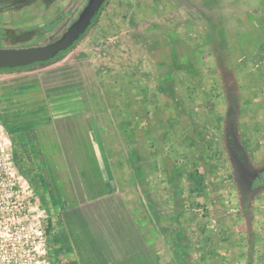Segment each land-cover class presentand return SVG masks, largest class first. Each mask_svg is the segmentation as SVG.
I'll use <instances>...</instances> for the list:
<instances>
[{"label":"rangeland","instance_id":"obj_1","mask_svg":"<svg viewBox=\"0 0 264 264\" xmlns=\"http://www.w3.org/2000/svg\"><path fill=\"white\" fill-rule=\"evenodd\" d=\"M84 1L0 0V44L18 48L19 45L49 43L47 35H58L64 19L69 17L61 10H72ZM165 1L107 0L92 27L62 58L81 54L87 63L96 61L99 65L103 63V69L107 68V98L114 99L113 102L107 99V108L121 111L119 119L116 113L107 111V119L119 121L121 129L126 131L118 138L127 145L128 160L134 162L136 142L139 144L142 140L145 157L156 158L153 167H144L155 172V187L161 195V199H156L160 202L158 205L175 203L177 219L185 218L182 214L185 208L196 209L201 219L207 223L213 221L212 224L220 219L229 224L234 217L239 223L240 235L243 233L241 239H251L253 228H263V223L256 216L254 219L253 213L260 210V205L264 206V186L253 187V181L264 174V165L258 163L261 159L254 156L258 153L253 154L249 147H252L253 127L264 126V107L261 96L253 105L248 78L253 76L250 69H253L255 58L246 52V47L254 42L248 37L247 18H238L249 0H201L203 6H197L199 3L185 10L191 14L186 15V22L182 15L184 6ZM252 15L261 21L255 12ZM261 27L264 32V24ZM47 29L52 31L45 34ZM250 30L257 36L255 44L263 48L255 56L258 60L264 56L260 55L264 50L263 33L258 28ZM54 63L16 72L27 76L29 83L51 70ZM102 68H99L100 72ZM13 84H2L0 88V118L7 126L10 129L27 126L29 122L24 119L29 114L38 113L41 120L46 119L41 97L28 91L29 86ZM135 93H143L142 103L136 101ZM140 104H143V112L136 118L135 109H139ZM73 121L76 125L62 139L53 129L45 134L49 123L43 130L45 151L51 163L54 161L51 176L67 186V167L70 174L72 169L70 165H64L63 157L66 159L68 152L74 150L80 169L79 177L74 175L80 189L78 196L87 202L95 201L100 232L96 231L97 236H89L94 239L86 250V254L91 252L90 256H84L74 239V235L88 234L85 215L82 221L76 219L77 228L73 233L67 223L64 225L68 230L54 226L49 233V217L39 196L30 183L17 174L23 195L31 207L26 223L37 230L46 225L42 229L45 230L44 237L36 245L40 253L39 264H151L142 251L141 229L133 232L138 217L135 208L140 209V202L135 197L134 201L125 204L128 199L125 192H108L104 167L100 160L96 161L95 150L88 142L87 120L77 121L76 118ZM141 124L143 134L137 132ZM31 126L32 122L28 127ZM92 136L99 137L97 134ZM62 142L68 148L65 149ZM236 149H241L246 156L249 171L246 175L238 171ZM136 167L138 180L120 183L118 191L131 188L134 195L133 190L143 188L144 183L138 178L141 171ZM198 179L200 188L195 181ZM148 185L151 187L152 184ZM258 191L262 192L260 196ZM81 199H74V202L79 205ZM138 199L148 205L146 191L140 190ZM70 208L76 209L75 204ZM146 212L148 216L153 214L150 207ZM38 215L44 218H35ZM225 229L224 239H227L231 231L229 226ZM109 235L112 236L111 243L107 242ZM63 244L67 246H61ZM249 249L255 248L245 247V250Z\"/></svg>","mask_w":264,"mask_h":264},{"label":"crops","instance_id":"obj_2","mask_svg":"<svg viewBox=\"0 0 264 264\" xmlns=\"http://www.w3.org/2000/svg\"><path fill=\"white\" fill-rule=\"evenodd\" d=\"M165 2L184 6L182 15L186 18L184 19L185 22L187 21L186 15H191L189 11L188 13L185 11L187 8L190 9L192 6L199 3L200 4L197 6L204 5L201 0H174V2L173 0L172 2L171 0H166ZM152 4H154V2H152ZM244 10L245 11H243L238 18L245 17L248 20V37L249 39L253 38L252 41L254 43L252 44L251 42V44L247 45L246 52H248L249 55H254L255 58L261 45L257 46L255 44L257 36L255 33L251 32L250 29L252 28L253 31H256L258 28L263 33L264 38V32L261 29V24H264V0H249ZM253 12L256 13L261 21H258L255 16L252 15ZM250 24L252 25L250 26ZM262 49L263 48H261V50ZM80 55L78 57L72 54L69 57L55 61L54 67L51 70H47L42 77H37L35 78L36 81L34 79V81L29 83L27 82L29 78L27 76H22V73H17L16 71L18 70L1 72L0 88L2 84L10 86L11 83H14L13 85L19 84V87L29 86L31 89L28 91H34L35 94L41 97L45 107L46 119L48 120L44 125L50 124L45 130V134H48L50 129L54 130L55 126L58 135L64 137L70 132L69 129L74 128L76 125L73 121L74 119L77 118V121L78 119L87 120L85 124L88 131V142L90 147L95 150L96 161L100 160L104 167L102 170L106 173L104 181L109 189L108 192L114 190L117 194H120V190L123 193L125 192L128 196L126 202L124 201L125 204H127V201H134L133 198L135 197L138 203L140 202V209H138V206L135 208L138 217L135 221L136 227L133 232L136 233L139 228L141 229V235L143 236L141 245L144 246L142 251L146 257L145 259L151 260V264H264V206L260 205V210L257 209L259 211L253 213L254 219L256 216L258 221L263 223V228H253L254 236L246 240L241 239L243 233L240 235L239 223L234 217L231 218V223L229 224H225L223 219H220L218 223L212 224L211 222L213 221L207 223V221L201 219L197 211H195L196 209L193 211V208H185V211L182 213L185 218L182 217L177 219L175 203L169 204L168 202V205H158L160 202L156 199H161V195H159L158 188L155 187V172L151 173L144 167V165H151L153 167L156 158L149 157L148 155L145 157L144 141L142 140L139 144L136 142L134 162L128 160L129 153L127 154L125 152V150H128L127 145L118 138L122 132L126 131L121 129L120 123H118L119 121L111 120V117L107 119V111H110L111 114L113 112L116 113L118 119L121 114V111H114L107 108V99L109 102H113L114 100L112 97L107 98V68L105 67L103 69L101 66L103 63L99 65V62L96 61L93 64L87 63L88 60H85V58ZM260 55H264V50ZM253 63H255L253 64V69H250L253 70V76H249L248 78L251 95H253V105H256L258 97L261 96L260 99L263 101L261 106L264 107V56L259 58V60H254ZM100 67L103 70L102 72H100ZM136 79L135 83L138 85L137 76ZM139 80L141 82L142 78ZM1 91L0 89V92ZM135 94L136 101L142 103L143 93H140V95L138 93ZM108 107L111 108L110 105ZM142 112L143 104H140V108L135 109V117H140ZM143 129L144 126L141 124L137 132L143 134ZM253 129V132H251L253 135L251 139L252 147L249 148H252L253 154L258 153V155L254 156L261 159V161L258 162L260 165H264V126L255 125ZM94 134H97L99 137L96 138L92 136ZM62 144L65 149L66 146L68 148V145L65 146L63 142ZM47 150L48 154L51 155L50 148ZM63 159L65 164L70 160V164L68 165L71 166V174L76 183V195H72L71 198L81 199L78 196L80 189L77 184V179L74 177V175L79 177L80 174L79 158H77L74 150H72L68 152L67 158L65 159L63 157ZM50 164H54V161ZM135 167L139 168V171H141L142 178H138L144 183V186L142 185L143 188L141 187V189L133 190L136 192L134 195L131 188L127 190L119 189L118 191L117 185L120 183L132 181L135 183L138 180L137 177H135L138 175L135 174ZM150 176L152 177L150 178ZM158 178L159 177H157V181ZM147 183H151V187H149V185L147 186ZM113 186L115 188L111 189ZM140 190H144L148 193V205L145 204L146 202H142L138 199ZM258 192V196H260L262 192ZM258 196L256 195V197ZM90 199L92 200V198ZM72 204H75L76 209L69 211V217L65 218V216L63 221L70 225V229L73 233L74 228H77L75 223L76 219H78V221L81 219L82 221L83 215H85L86 222L89 225H85L88 234L85 233L86 236L82 234H78V236L73 235L76 244L79 246L80 251L84 253V256H90L91 252L86 254V250L87 246L90 247L91 244L94 243V239L89 236H97L96 231L97 233L100 232L98 228L99 224L96 222L95 217V201L92 200L87 202V200L81 199L79 205L74 201H72ZM149 207L152 208L153 211V214L150 216L144 213ZM78 209H80V211H77ZM130 209L132 210V207H130ZM142 213H144L145 216ZM228 226L231 235H227L229 238L224 239V234L227 231L225 228ZM220 235L221 237H219ZM86 237H88V239L83 240ZM111 240L112 236L109 235L107 242L109 241L111 243ZM247 241L249 243H247ZM247 246L254 247L255 249L245 250Z\"/></svg>","mask_w":264,"mask_h":264},{"label":"flooded vegetation","instance_id":"obj_3","mask_svg":"<svg viewBox=\"0 0 264 264\" xmlns=\"http://www.w3.org/2000/svg\"><path fill=\"white\" fill-rule=\"evenodd\" d=\"M87 2L88 0H85L82 5L78 4L76 7L74 6L72 10L70 9H65V11L63 9L61 10L62 13H67L69 17H66L64 19V23L61 26L62 27L61 32L58 35L56 36H52L50 34L47 35L49 36L48 37L49 43L54 42L55 40H57L58 38L62 36L65 30L78 18L79 14L83 10V8L86 6ZM106 2L107 0H105V2L102 4V6L100 7L99 11L94 16V18L98 17V15L101 13V10L104 7ZM45 5L47 6L46 3ZM94 18L92 19L90 25L88 26V28L85 30V32L81 36H84L88 32L90 27H92V25L94 24V23L92 24ZM39 27L42 30V25H40ZM51 31H52L51 29H47V30H44V33L47 34L48 32H51ZM81 36H79L77 40L78 42L83 38V37L80 38ZM78 42L76 43L74 42V44L71 47L73 48ZM6 46L7 45L0 44V47H6ZM20 46L28 47V46H34V45H19V47ZM65 51L59 52L54 58L48 61H45V62L53 61L57 56H59L61 53ZM254 60L255 61L257 60L256 57ZM24 120L26 122H29L28 125H30V123L32 122L34 127L33 126L28 127V125L27 126L18 125L16 127H12V129H13V132L16 134L15 138H17V141L20 145L19 146L20 150L23 154L22 156V158H24L23 163L26 167V171L28 172V175L30 178L29 183L31 186L33 184L34 186L33 189L39 196L40 202L42 203L49 217V221L52 224L51 229H53L55 226L58 229L65 228L66 230H68V227L64 225L65 221H63L62 217L63 216H66L65 218L69 217L68 212L72 210V208H70V205L72 204V201H74V199L76 198L73 199L71 198V196L74 194L76 195V190H77L76 184L74 182L72 174H70L69 172V167H67V171L69 174H68V177H66L65 179V180H68L67 186H64V184L60 180L55 179L54 177L51 176L50 168L52 164H50L51 160L48 157L47 152L45 151L46 147H44L45 142L43 139V137L45 136L43 132L45 128L44 124L48 120L47 119L41 120V116H39L38 113L29 114L26 116V119ZM54 132L56 134L58 132L55 126H54ZM59 136H60V139H62V136L61 135ZM12 145H13V142H12ZM65 165H68V163L66 162ZM263 179H264V174L258 175V177L253 181V187L261 186V182ZM53 236H56V234L53 233ZM62 238H64V236ZM61 246L64 247L67 245L63 244ZM70 264H74V263L70 262Z\"/></svg>","mask_w":264,"mask_h":264},{"label":"built area","instance_id":"obj_4","mask_svg":"<svg viewBox=\"0 0 264 264\" xmlns=\"http://www.w3.org/2000/svg\"><path fill=\"white\" fill-rule=\"evenodd\" d=\"M17 174L26 179L15 164L12 141L0 118V264H39L36 245L46 225L37 230L26 223L31 207Z\"/></svg>","mask_w":264,"mask_h":264},{"label":"water","instance_id":"obj_5","mask_svg":"<svg viewBox=\"0 0 264 264\" xmlns=\"http://www.w3.org/2000/svg\"><path fill=\"white\" fill-rule=\"evenodd\" d=\"M104 2L105 0H88L78 18L54 42L18 48L0 47V69L20 68L45 62L54 58L59 52L67 50L85 32ZM237 166L240 172L238 162ZM240 174L244 173L240 172Z\"/></svg>","mask_w":264,"mask_h":264},{"label":"trees","instance_id":"obj_6","mask_svg":"<svg viewBox=\"0 0 264 264\" xmlns=\"http://www.w3.org/2000/svg\"><path fill=\"white\" fill-rule=\"evenodd\" d=\"M95 20H96V18H94L92 24L95 22ZM82 37L83 36H81L80 38H82ZM71 48L72 47H70L65 52L61 53L59 56H57L51 62H55L57 60H60L62 57H64V55H66L71 50ZM48 63H50V62H39V63L31 64L29 66L20 67V68H13V69H0V72H12V71H16V70H24V69H27V68L37 67V66H40V65L48 64ZM1 120L3 121L7 131L9 133V136L11 138V141L13 142V145H12V146H14V148H13V158H14L15 164H16L18 170L24 175V177L27 180H29L30 178H29L28 172L26 171V167H25V165L23 163V159H24V158H22L23 154H22V152L20 150V147H19L20 145H19V143L17 141V138H15L16 134L13 132L12 129H10L7 126V123L3 119H1ZM234 155H235V159L238 162L240 172L244 173L246 175V173L249 172V171H248V167H247V164H246V159H245L244 152L241 149H236ZM195 181H196L197 186H199V188H200L201 187V185H200L201 181L199 179L195 180ZM28 182H30V180ZM263 184H264V179L261 182V185H263ZM32 187H34L33 184H32ZM51 228H52V224L49 223L48 227H47V231L49 233H51V230H52Z\"/></svg>","mask_w":264,"mask_h":264}]
</instances>
